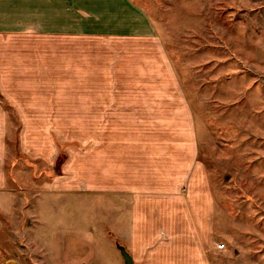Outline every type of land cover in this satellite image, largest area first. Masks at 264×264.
<instances>
[{
    "label": "rangeland",
    "instance_id": "obj_1",
    "mask_svg": "<svg viewBox=\"0 0 264 264\" xmlns=\"http://www.w3.org/2000/svg\"><path fill=\"white\" fill-rule=\"evenodd\" d=\"M40 1L0 0V186L31 260L264 264V0H131L151 34L85 37L40 32Z\"/></svg>",
    "mask_w": 264,
    "mask_h": 264
},
{
    "label": "crops",
    "instance_id": "obj_2",
    "mask_svg": "<svg viewBox=\"0 0 264 264\" xmlns=\"http://www.w3.org/2000/svg\"><path fill=\"white\" fill-rule=\"evenodd\" d=\"M36 2L34 16L40 11V16L48 17V26L40 32L77 37L151 34L144 21L137 26L141 19L131 0H41V6ZM15 196L14 190L0 186V264H38L31 260L36 256L19 245Z\"/></svg>",
    "mask_w": 264,
    "mask_h": 264
},
{
    "label": "water",
    "instance_id": "obj_3",
    "mask_svg": "<svg viewBox=\"0 0 264 264\" xmlns=\"http://www.w3.org/2000/svg\"><path fill=\"white\" fill-rule=\"evenodd\" d=\"M117 248L119 249V252L123 258L124 264H131L132 263V256L130 253L125 249V247L119 243L116 244Z\"/></svg>",
    "mask_w": 264,
    "mask_h": 264
},
{
    "label": "built area",
    "instance_id": "obj_4",
    "mask_svg": "<svg viewBox=\"0 0 264 264\" xmlns=\"http://www.w3.org/2000/svg\"><path fill=\"white\" fill-rule=\"evenodd\" d=\"M216 248L219 249V250H222L223 248H225V245H224V243L219 242V243L216 244Z\"/></svg>",
    "mask_w": 264,
    "mask_h": 264
}]
</instances>
